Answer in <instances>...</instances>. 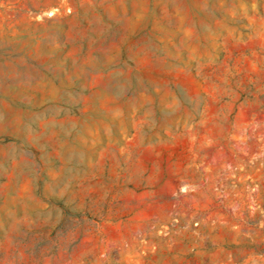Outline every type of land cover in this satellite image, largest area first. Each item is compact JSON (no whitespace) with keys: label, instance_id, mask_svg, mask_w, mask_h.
<instances>
[{"label":"rangeland","instance_id":"374dc122","mask_svg":"<svg viewBox=\"0 0 264 264\" xmlns=\"http://www.w3.org/2000/svg\"><path fill=\"white\" fill-rule=\"evenodd\" d=\"M263 144L264 0H0V264H264Z\"/></svg>","mask_w":264,"mask_h":264},{"label":"built area","instance_id":"2783aa9c","mask_svg":"<svg viewBox=\"0 0 264 264\" xmlns=\"http://www.w3.org/2000/svg\"><path fill=\"white\" fill-rule=\"evenodd\" d=\"M264 156V144L261 146V151L258 153V156H255L253 159H251V161L253 163H258V161H262L263 160V156Z\"/></svg>","mask_w":264,"mask_h":264},{"label":"crops","instance_id":"0c3cea01","mask_svg":"<svg viewBox=\"0 0 264 264\" xmlns=\"http://www.w3.org/2000/svg\"><path fill=\"white\" fill-rule=\"evenodd\" d=\"M246 175H247V176H251V175H253V174H252V171L250 170L249 173H247ZM245 177H246V176H245Z\"/></svg>","mask_w":264,"mask_h":264}]
</instances>
